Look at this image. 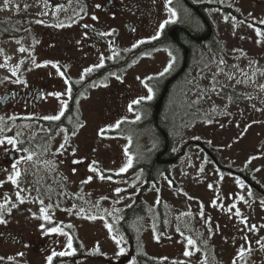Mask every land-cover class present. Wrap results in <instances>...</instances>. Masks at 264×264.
I'll use <instances>...</instances> for the list:
<instances>
[{
	"label": "rangeland",
	"instance_id": "1",
	"mask_svg": "<svg viewBox=\"0 0 264 264\" xmlns=\"http://www.w3.org/2000/svg\"><path fill=\"white\" fill-rule=\"evenodd\" d=\"M191 1L236 10L243 19L264 26L260 23L264 21V0ZM54 13L44 0H8L7 7L0 0V18L25 21L21 37L7 38L1 44L6 56L0 54V99L5 90L23 88L35 76L55 75L52 67L41 63L49 47L55 50V26L49 19ZM206 13L222 52L211 54L205 43L193 48L185 93L190 118L182 125L173 152L186 141L204 142L223 168L248 175L264 190V36L257 35V29L264 30L218 9L207 8ZM152 35V31L144 30L141 41ZM147 54L149 60L166 59L163 52ZM29 56L33 60L30 65ZM222 87L237 91L241 101L232 104L229 97H220ZM174 105L178 106L176 98ZM12 112L0 107L3 118ZM55 112L50 111L51 116ZM86 117L72 136L64 131L56 133L49 156L31 161L23 159L25 152L20 154L17 170L20 173L27 164L30 170L20 173L15 184L9 179L13 169L0 172V218L5 221L0 224V264H48L52 251L71 253L72 248L66 247L69 230L81 247L79 264H136V253L163 260V264H264L263 196L241 177L223 170L196 144L188 145L178 163L169 167L176 188L171 180L159 176L158 184L149 186L142 195L148 210L145 217L130 223L134 240L131 250L119 225L120 212L144 184L143 174L113 176L124 175L131 168L120 171L129 156L132 165L141 153L147 160L150 154L146 152L152 146L141 136L136 155L128 135L118 134L121 127L103 124L93 113ZM10 128L0 125V135L9 133ZM12 148L6 142L0 145V157ZM133 148H137L136 142ZM159 203L169 216L166 236L158 232ZM41 208L46 211L41 213ZM54 227L68 235L50 233ZM121 237L118 245L116 239ZM188 239L194 244L189 245ZM120 248L125 250L122 255H118ZM185 251L191 255L186 256Z\"/></svg>",
	"mask_w": 264,
	"mask_h": 264
},
{
	"label": "flooded vegetation",
	"instance_id": "2",
	"mask_svg": "<svg viewBox=\"0 0 264 264\" xmlns=\"http://www.w3.org/2000/svg\"><path fill=\"white\" fill-rule=\"evenodd\" d=\"M44 1L55 11L53 17L49 16L50 24L55 26V33L52 34L55 50L49 47L47 57L41 63L52 67L55 75L40 74L33 77L25 87L8 89L2 93L1 98L5 97V101L4 104L0 103V107L12 109L13 112L10 117H2L0 125L10 126L12 130L6 135L1 134L0 139H15L18 150L12 148L0 157V172L13 169L12 165L24 153L19 150V140L32 138L34 135L31 132L41 124L53 121L43 119L51 116L50 111H56L54 115H59L62 110L64 115L55 121L78 126L71 133L60 129L66 136L75 134L87 121L86 116L93 113L103 124L116 126L120 122L117 128L121 127V131L117 132L124 137L128 135L130 141L136 142L134 152L140 150V137L145 136L147 145L152 146L146 153L153 155L144 160L141 153L138 162L142 166L150 165V162L156 163L158 167L169 164V170V161L172 164L178 163L179 155L172 149L167 151L161 144H167L169 134L160 125L169 128L175 122L184 123L190 118L185 93L190 83L193 48L204 43L208 46V42L215 41L214 37H210L214 32L206 8L218 9L220 12L233 9H219L217 5L194 3L191 0H171L168 6L176 12V17L174 22L166 24L161 30L160 24L171 19L165 8L166 0ZM97 5L100 7L97 8ZM93 16L97 19L93 20ZM193 25L205 34L192 39L187 35V39L181 42L180 34H184L186 27ZM144 30L152 31L153 35L140 43ZM158 31L159 37L153 40L152 37ZM171 31H175L176 40L170 37ZM101 32L110 35L101 36ZM206 36V40H199ZM122 47L127 48L123 50ZM148 51L163 52L166 59L149 60ZM173 57L172 68L161 76L160 73ZM101 58L103 65L99 66ZM32 61L29 56L27 63ZM88 68L93 70L86 73ZM148 88L153 89L152 100L143 99L139 104H133V101L147 97ZM56 93L59 96L52 95ZM175 98L178 99V106L174 105ZM160 100V110L155 119V108ZM17 109L20 112H16ZM137 115L141 117L139 120L136 119ZM18 126L24 131L31 130L26 133L31 134L24 136L14 132ZM151 129H156L160 136L152 137ZM49 146L51 150L52 142ZM45 147L46 141L41 139L32 145V152L36 154V151L41 152ZM25 153L30 154L29 151ZM159 176H164V173L158 170L152 177L157 180ZM2 186L0 182V188ZM144 215L146 213L143 210L137 213L138 217ZM121 216L123 219V214Z\"/></svg>",
	"mask_w": 264,
	"mask_h": 264
},
{
	"label": "trees",
	"instance_id": "3",
	"mask_svg": "<svg viewBox=\"0 0 264 264\" xmlns=\"http://www.w3.org/2000/svg\"><path fill=\"white\" fill-rule=\"evenodd\" d=\"M209 7V6H207ZM216 7V6H215ZM220 9V7H217ZM224 12H228L226 11L227 9H223ZM230 14H232L237 20L239 21H243L246 23H250L249 21L245 20L242 18V16L235 10L228 12ZM25 21L22 19H14V18H0V54L5 55L6 56V52L2 49L1 44L3 42V40L7 39V38H19L24 34V31L22 30V27L24 26ZM252 24V23H250ZM254 25V24H252ZM194 26L193 27H186L184 29V34H180V40L181 42L185 39H187V35H189V37H191V39L193 37H198L200 35H204L205 33L200 32L199 30H197ZM261 29L264 30V26H259ZM210 37H214V35H211ZM208 50L210 51L211 54H215L218 55L220 52H222V50L220 49V44L213 41V42H208ZM190 69V68H189ZM219 96L222 98H228L231 100V102H239L241 101V94L237 93V91L235 90H231L228 88H221V90L218 92ZM19 127V126H18ZM78 126H70V125H64V124H60L57 121L53 120V121H47V123L41 124L39 126L38 129L34 130L33 132V137H28V138H21L19 140V147L21 149H28V151L30 152V154H32L33 158L32 159H37L38 157H42V156H49V154H51V150H50V146L49 144L52 142L54 136L56 135V133L60 130H66V132L71 133L73 131H75V129ZM160 127L163 129V131L165 133H168V141L167 144H165V142H161V144H163L167 151L169 149L173 148V144L174 142H176L181 134V128H182V124L181 122H175L174 125L170 126L169 128L166 127V125L161 124ZM19 134H24V136L26 135H30L26 134L28 132H25L21 127H19ZM12 130V129H11ZM156 130V129H155ZM154 129L150 130V134L152 135V137L156 138V136H160V134L155 131ZM12 132V131H11ZM38 136H42L41 139H43L44 141H46V147L43 151H36V154H34L32 152L33 148L32 145L36 144L39 142V137ZM162 141V140H161ZM191 143V142H190ZM189 144V143H188ZM191 144H196L199 145L202 149L206 150L209 154H211L217 164L225 171L241 177L244 182L246 184H248L253 190L259 192L263 198H264V190L260 187L259 184H257L255 181H253L248 175L246 174H242L241 172H237L232 170L231 168H223L221 166V164H219V161L213 151V149H210L207 147L206 143L204 142H192ZM154 153V152H153ZM179 152H177V155ZM153 154H150L148 156L151 157ZM169 165V164H168ZM167 165V166H168ZM164 166V167H158L156 163L151 164L150 165H143L142 164H136L134 163L132 168L125 174V175H116L113 176V178L118 179V178H124L127 177L128 175L135 173L137 170H142V173L146 179V183L144 186L140 187V189L138 190L137 193L132 195V202L131 205L128 206V208L124 209L122 211L123 214V219L119 222V225L121 226V231L122 233L125 235L127 242L129 243V247L131 250H133L134 248V240H133V234H132V230L130 227V223L137 218V213H139V211H142L143 209H146V203L142 202L140 196L142 192H145V190H147V188L149 187V185L151 183H154V185H157V181L155 180L152 176H154V172L155 171H160V173H164V176L166 177L167 180H171L169 171H168V167ZM107 176V175H106ZM112 177V175H109ZM172 186L174 188H176V184L174 183V181L171 180ZM160 205H158V211H159V225H158V232L160 234H163L166 236V230L169 226V216L168 215H164L162 214V210H163V204L159 203ZM69 233L71 234V239H72V254L71 255H67L65 257L62 258H57L54 257L52 264H61V263H67L70 261H73L75 264H79L80 261L83 258V255L81 254V247L79 245L78 240L76 239L75 235L72 234V231L69 230ZM134 259H135V263L136 264H163L164 261L163 260H158L155 259L153 257H149L146 256L144 254H139L136 253L134 255Z\"/></svg>",
	"mask_w": 264,
	"mask_h": 264
},
{
	"label": "snow or ice",
	"instance_id": "4",
	"mask_svg": "<svg viewBox=\"0 0 264 264\" xmlns=\"http://www.w3.org/2000/svg\"><path fill=\"white\" fill-rule=\"evenodd\" d=\"M4 2H5V6L7 7V5H8V0H4ZM170 3H171V0H166L165 8L167 9V12L169 13L171 19H170V20H165L163 23L160 24V29H161V30H163V28L165 27L166 24H168V23H170V22H174V20H175L176 12H175L171 7L168 6ZM96 7L99 8L100 5H97ZM92 19L95 20V19H97V17L93 16ZM260 23H264V21H261ZM249 26L251 27V25H249ZM99 35H101V36H105V35H110V33L101 32V33H99ZM159 35H160V32L158 31V32L156 33V35L152 37V39H153V40L157 39V38L159 37ZM257 35H259V36H264V32H261V31H259V30L257 29ZM140 43H143V41H140ZM134 47H135V45H134ZM19 50H20L21 52L24 51L23 48H21V49H19ZM169 55L171 56V53H170ZM173 61H174V57H173L172 60L169 61L168 65L165 67L164 71H163L162 73H160L161 76H163L165 73H167V72L172 68V66H173ZM221 63H223V61H221ZM102 65H103V58H101V64H100L99 66H102ZM53 66L55 67V65H53ZM92 70H93L92 68H88V69L85 70V72H86V73H89V72H91ZM15 74H16V72H15V70H13V75H15ZM82 78H83V77H82ZM16 82H17V83H22V81H20V80H17ZM66 83H67V81H66ZM238 83H239V81H238ZM261 89L264 90V85H261ZM70 91H71V90L69 89V92H70ZM152 92H153V89H152V88H148V95H147V97H146V98L142 97L141 99L135 100V101H133V104H139V103L141 102V100H143V99H147V100H149V101L152 100V98H153V96H152ZM52 95L59 96V93L52 94ZM129 110H130V111L132 110L131 105L129 106ZM63 115H64V112H63V110H62V111L60 112L59 115L46 116V117H43V119H45V120H59V119L61 118V116H63ZM140 118H141V117H140L139 115L136 116V119H137V120H139ZM2 120H3V118L0 117V122H2ZM119 123H120V122H117L116 127L119 126ZM0 131H2V129H0ZM103 131H104V130L102 129L101 132H103ZM5 142H6L8 145H11V146L13 147V150H18L17 147H16L18 142H17L15 139H13V138H4V139H0V145H3ZM65 143H67V137H65ZM60 147L63 148V147H64V144H62ZM19 150L24 151V152H27V151H28V149H19ZM126 154H127V153H126ZM32 158H33V156H32L31 154H29V155H27L26 157H24L23 159L32 160ZM19 162H20V161L18 160L16 163H14V164L12 165V168H13V171H14V175L9 177V179L12 180V182H13L14 184L16 183V177H18V176L20 175L19 171L17 170V164H18ZM78 162H79V161H74V163H78ZM131 165H132V157L129 156V157H128L127 164H126L124 167H122V168L120 169V171H121V172H124L128 167H131ZM89 170H90V171L93 170L92 167H90ZM103 178H104V177L101 176V179H103ZM89 179H90V178H89ZM84 182H87V181H84ZM117 191H119V189H118ZM17 198L20 199L21 202H23V200L20 198L19 194L17 195ZM262 203H264V202H262ZM0 207H3V205H0ZM45 211H46V209L41 208V213H44ZM236 215L239 216L240 213L237 211ZM44 219L47 220L48 217L45 216ZM91 219H95V217H91ZM2 223H5V221L3 220V218H0V224H2ZM105 226H106V227L109 229V231L111 232V226L108 225V224H106ZM69 227H70V226H69ZM250 230H254V227H253V229H250ZM48 231H49L50 233H60V234L65 235V236L68 235L67 233L62 232V230H61L60 228H57V227H54V228H52V229H50V230H48ZM122 239H123L122 237L119 238V239H116V243L119 245V244L121 243ZM187 242H188L189 245H193V244H194V242H193L191 239H188ZM66 247L69 248V249L72 248V239H71V237H68V242H67ZM262 247H264V244H262ZM124 251H125V250H124L123 248H120L118 255H122V254L124 253ZM243 251H244V250L241 249V254H243ZM71 254H72V253L67 252V251H59V252L52 251L51 255H49V256L47 257L48 264H52L53 257H55V256L63 257V256L71 255ZM184 254H185L186 256H187V255H191V253H190L189 251H185ZM21 255H22V254H21Z\"/></svg>",
	"mask_w": 264,
	"mask_h": 264
},
{
	"label": "water",
	"instance_id": "5",
	"mask_svg": "<svg viewBox=\"0 0 264 264\" xmlns=\"http://www.w3.org/2000/svg\"><path fill=\"white\" fill-rule=\"evenodd\" d=\"M170 37L173 39V40H176V36H175V31H171L170 32ZM206 38H207V36L206 37H203V38H201V39H199L200 41H203V40H206ZM187 55V51L185 52V56ZM4 101H5V97H3L2 99H1V104H4ZM160 103H161V100L157 103V105H156V108H155V119H156V116H157V114H158V112H159V110H160ZM169 162H172V161H169Z\"/></svg>",
	"mask_w": 264,
	"mask_h": 264
}]
</instances>
